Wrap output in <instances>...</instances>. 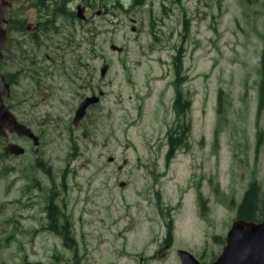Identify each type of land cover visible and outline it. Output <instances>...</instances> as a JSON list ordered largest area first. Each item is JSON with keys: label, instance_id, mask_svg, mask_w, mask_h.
<instances>
[{"label": "rangeland", "instance_id": "obj_1", "mask_svg": "<svg viewBox=\"0 0 264 264\" xmlns=\"http://www.w3.org/2000/svg\"><path fill=\"white\" fill-rule=\"evenodd\" d=\"M51 2H9L0 264H210L264 220V0Z\"/></svg>", "mask_w": 264, "mask_h": 264}, {"label": "water", "instance_id": "obj_2", "mask_svg": "<svg viewBox=\"0 0 264 264\" xmlns=\"http://www.w3.org/2000/svg\"><path fill=\"white\" fill-rule=\"evenodd\" d=\"M7 5H9L7 0H0V50L3 45L8 43L7 31L3 29V23L5 22L4 9ZM1 57L2 54L0 51V58ZM103 73L104 68H102V74ZM0 80L2 81L0 86L1 102L3 95H9V86L5 83L3 75L1 74ZM86 100L89 101V99ZM85 103L86 102H83L81 104L78 112L80 109L85 108ZM6 119H8L7 128L9 130L15 131L18 135L22 134L19 129L25 131L24 126L16 122L15 117L9 111H6L5 107L0 105V120L6 122ZM2 128L3 126H0V131H2ZM6 150L9 151L11 149L6 148ZM12 151L17 153L19 148L15 147V150ZM178 254L181 264H201L196 257L188 251L179 250ZM210 264H264V220L254 222L244 219H235L227 233L225 246L217 258Z\"/></svg>", "mask_w": 264, "mask_h": 264}, {"label": "trees", "instance_id": "obj_3", "mask_svg": "<svg viewBox=\"0 0 264 264\" xmlns=\"http://www.w3.org/2000/svg\"><path fill=\"white\" fill-rule=\"evenodd\" d=\"M43 3H52L51 0H41ZM182 128V127H181ZM181 128L179 129H174V132H170L169 135H172L174 133H180L181 132ZM170 138V139H171ZM171 150V147L169 148V151ZM246 198V197H245ZM249 198V197H248ZM246 204H244V207L241 208V217L244 218L245 220H257L255 217L257 215L256 210H254L251 206V203H248V201L246 200L245 202ZM263 210V208H260Z\"/></svg>", "mask_w": 264, "mask_h": 264}, {"label": "flooded vegetation", "instance_id": "obj_4", "mask_svg": "<svg viewBox=\"0 0 264 264\" xmlns=\"http://www.w3.org/2000/svg\"><path fill=\"white\" fill-rule=\"evenodd\" d=\"M8 1L12 2V0H8ZM14 9H16V7L14 5H12V4L4 9L5 18H6V22L4 23L5 28H7L8 26L9 27L12 26V29H13V22H12V25H11V21L10 20H11V11L14 10ZM5 49H6V47L5 48L3 47V52L5 51ZM4 56L2 55V57L0 58V67L4 64ZM226 238H227V235L225 236V243L224 244H226ZM201 264H203V263L201 262Z\"/></svg>", "mask_w": 264, "mask_h": 264}]
</instances>
